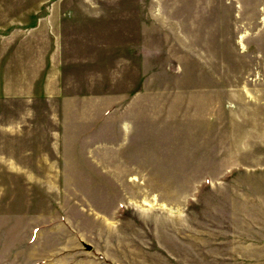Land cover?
Segmentation results:
<instances>
[{"label":"rangeland","instance_id":"1","mask_svg":"<svg viewBox=\"0 0 264 264\" xmlns=\"http://www.w3.org/2000/svg\"><path fill=\"white\" fill-rule=\"evenodd\" d=\"M0 264H264V0H0Z\"/></svg>","mask_w":264,"mask_h":264}]
</instances>
